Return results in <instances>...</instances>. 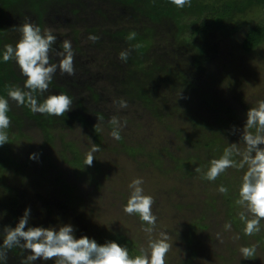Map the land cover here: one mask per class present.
Instances as JSON below:
<instances>
[{"label": "rangeland", "instance_id": "1", "mask_svg": "<svg viewBox=\"0 0 264 264\" xmlns=\"http://www.w3.org/2000/svg\"><path fill=\"white\" fill-rule=\"evenodd\" d=\"M212 1L224 4L229 14L209 35L187 42L172 18L151 20L138 6L122 0H0L4 46H14L21 36L19 27L32 22L57 36V48L69 40L75 52V76L57 72L49 92L39 97L42 102L51 94L69 95L73 107L65 116L29 113L28 107L10 101L22 117L20 128L28 130L27 136L4 152L2 158L7 160L0 165V180H6L0 188L10 186L22 194L20 207H32L31 226L58 229L70 223L76 238L122 233L131 237L140 252H150V240H159L165 233L171 245L166 264H264V239L258 240L264 237V220L259 233L246 236L239 217L244 209L238 205L233 211L239 223L230 219L221 185L204 178L216 157L211 159L212 153L208 156L204 145L200 146L201 125L209 122L217 129L203 98L208 95L221 112L223 105L233 109L230 116L220 113L228 123L218 128L223 146L235 143L241 152L246 147L241 132L247 111L264 100V43L245 52L241 41L247 26L264 15V0ZM134 30L149 41L143 54L135 50L138 34L134 40L127 39ZM89 35L99 39L93 43ZM130 48L123 62L119 53ZM9 66L21 77L18 82L11 74V83L23 88L25 77L16 62L10 60ZM138 83L145 84L149 98L132 95L133 84ZM120 99L128 102L126 109L113 103ZM41 116L50 123L49 132L37 130L36 118ZM113 116L122 124L127 121L120 129V140L111 136ZM94 145L100 150L93 154V165L85 166ZM214 147L219 150L217 144ZM32 153L38 154L37 159H30ZM76 153L82 162L74 160ZM236 157L239 163L241 157ZM246 170V166L229 168L220 176L237 192ZM136 178L143 179L145 194L155 201L152 210L157 223L151 233L138 215L123 210L129 184ZM226 224L231 228L226 229ZM249 245L255 246V257L244 259L240 249Z\"/></svg>", "mask_w": 264, "mask_h": 264}, {"label": "clouds", "instance_id": "2", "mask_svg": "<svg viewBox=\"0 0 264 264\" xmlns=\"http://www.w3.org/2000/svg\"><path fill=\"white\" fill-rule=\"evenodd\" d=\"M170 2L183 9L191 7L192 0H170ZM20 39L13 46H4L3 61L7 63L14 60L19 67L20 73L25 77L23 88L9 87L7 98L0 97V146L9 142L7 129L11 126L10 101L19 107H28L33 114H42L55 117H63L73 107L72 98L65 94L48 95L42 102L39 97H44L49 92L50 85L57 72L61 76H75L74 58L75 52L69 40L62 42V47L57 48V36L50 30L41 28L32 22H25L19 27ZM136 33L132 32L127 37L134 40ZM89 40L95 43L99 37L89 35ZM139 48L140 45H135ZM131 48L119 53V58L127 62ZM58 62H53V60ZM118 108L126 109L129 105L124 99L113 101ZM113 126L111 136L120 140V129L126 126L113 116L109 121ZM254 130V131H253ZM97 132V125L95 126ZM236 129L233 127L232 134ZM241 140L246 146L244 151L233 143L225 149L224 154L210 162L204 178L215 181L229 168L247 170L242 178L239 188V198L236 204L244 211L239 213L240 220L245 223L244 234L253 236L261 231V221L264 220V100L257 107H251L247 111L246 123L241 132ZM99 146L94 145L91 152L85 158V166H92L94 153L99 152ZM234 156H240L239 163ZM38 154H30V159H37ZM200 172L201 169H195ZM143 179L136 178L129 184L130 196L124 207L128 215H138L140 220L149 225L146 232L151 233L156 227L157 216L152 207L154 198L145 194L142 187ZM219 192L226 194L228 189L220 186ZM251 217V218H249ZM31 208L27 207L19 218L15 227L3 226V240L0 243V262L7 264L8 252L13 248H20L29 253L22 259L21 264H35L37 260L55 261V264H166V256L171 245L167 242L168 236L161 233V239L150 240V252L141 249V254L131 256L127 246H122L116 241L104 244L98 243L94 238L87 235L76 238L75 227L72 224H63L57 227L30 226ZM226 229L231 224L225 225ZM241 255L244 259L255 257L256 248L241 247Z\"/></svg>", "mask_w": 264, "mask_h": 264}, {"label": "trees", "instance_id": "3", "mask_svg": "<svg viewBox=\"0 0 264 264\" xmlns=\"http://www.w3.org/2000/svg\"><path fill=\"white\" fill-rule=\"evenodd\" d=\"M127 5H135L138 6V10L145 14L146 16H149L151 20L160 18L161 16L170 17L172 18L175 23L179 26V30H181L182 34L185 36V39L187 42L194 41L195 38H202L210 34V32L222 21L223 16L229 14V8H227L224 4H217L212 0H192L191 7L185 6L183 9L178 8L177 6L173 5L170 0H122ZM1 28V27H0ZM132 30V29H131ZM135 31V30H134ZM0 30V97L7 98L6 95H4L6 92H8L9 87H17L13 85L10 81V76L12 74V77H16L15 80H18V82L21 80V77H17L15 72L11 69L9 66V62L5 63L3 61V52H4V43L2 41V38L4 35L1 33ZM132 33V31H130ZM149 32V31H148ZM147 32V33H148ZM137 35L138 44L142 47L135 48V50H139L140 54H143L146 52L147 42H149L145 35L135 31ZM8 40V39H7ZM5 40V41H7ZM264 43V15L260 20H257L256 22L249 24L245 30L243 39L241 41V48L245 52H252L255 49H257L259 46H261ZM9 70V73L6 71ZM12 70V71H11ZM24 80V79H23ZM138 83V85L133 84L135 89L132 92V95L134 97L139 96L142 98H149L147 97L148 89L144 87V85ZM22 89V88H21ZM203 98L206 99L207 103L209 104L208 107L211 108V111L213 113V118L215 120L217 129L215 130V126H212L211 123L207 122L201 125V135L203 136L202 143H200V146L204 145L206 152L208 156L210 154L212 155L211 159L216 157V159L220 158L221 155H219L217 152L220 150L222 153H224L225 149L229 148V146H223L224 139L223 136H221L218 128L220 126H225L226 122H224V119L221 117L220 113H224L225 115L230 116V113L233 109H231L229 106L222 108L223 112H221V107L215 103V101L208 98V95H203ZM11 105V104H10ZM10 112L8 115L11 118V126L9 129H7V133L9 136V143L4 144L3 146H0V165L3 164V160H7L2 158L6 154V149L13 146L14 143L19 141L23 136L26 135V129L20 128L22 123V117L19 113H17L15 107L10 106ZM29 109V108H28ZM26 110V112L31 110ZM215 113L219 114L216 115ZM193 120V118H190ZM38 121V125L40 126L38 131H42L43 128L46 132H49L50 124L48 121H46V118L44 116L39 117V119L36 118ZM199 120V118H198ZM47 123V124H46ZM222 125H219V124ZM26 126V125H24ZM228 126V125H227ZM49 128V129H48ZM205 130H208L207 133ZM254 131V130H253ZM205 134V136H204ZM96 135V134H95ZM97 136V135H96ZM29 137V136H28ZM214 144H217L219 147V150L214 147ZM131 146V145H125V147ZM199 146V145H198ZM166 150L167 149H163ZM74 152V151H73ZM7 153V152H6ZM76 157L74 160L76 162H80L81 159H79V153H76ZM237 157L234 156V159ZM82 162V161H81ZM200 164L204 165V160L199 161ZM210 163V162H209ZM8 167V166H7ZM18 173V171H16ZM6 179H1L0 184H3L2 182H5ZM220 185H223L228 189V192L226 194H223L227 200L228 203V215L230 219L235 223H239V219L235 218L234 215L236 212L235 208L238 206L236 204L237 197L239 196V189H237V192L233 191L234 189L231 187L230 182L228 179H226L223 176H219L216 179ZM27 188V187H26ZM30 190V188H27ZM233 194V195H231ZM17 189L11 188L10 186H5L0 188V229H2L3 226H12L15 227V225L18 223L19 218L23 215L25 209L27 207L31 208L32 213V207L25 204V208H21V197ZM231 197H235V201H233ZM6 217H5V212ZM241 212V210H240ZM3 213V214H1ZM8 214V215H7ZM39 221V219H38ZM34 222V220H33ZM37 223V220H35ZM34 224V223H33ZM245 225V224H241ZM240 225V226H241ZM31 226V225H30ZM244 227H241V230H244ZM264 239L263 236H258V240L262 241ZM3 240V233L0 232V243H2ZM98 243L104 244L109 241H116L122 246H127L129 253L131 256L135 257L136 255L141 254L140 251L136 248L135 242L131 239V237L127 236L126 234L122 233H110L107 234L101 238L95 239ZM249 247H252V245H249ZM26 252L21 250L20 248H13L8 252V260L7 264H18L19 261H21L23 258H25ZM0 264H3V262H0Z\"/></svg>", "mask_w": 264, "mask_h": 264}]
</instances>
